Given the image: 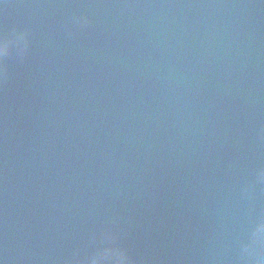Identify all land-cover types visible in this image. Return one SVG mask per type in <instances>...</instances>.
Returning <instances> with one entry per match:
<instances>
[{"label": "water", "instance_id": "obj_1", "mask_svg": "<svg viewBox=\"0 0 264 264\" xmlns=\"http://www.w3.org/2000/svg\"><path fill=\"white\" fill-rule=\"evenodd\" d=\"M13 27L0 260L67 264L112 232L136 264H241L264 215V0H0Z\"/></svg>", "mask_w": 264, "mask_h": 264}, {"label": "clouds", "instance_id": "obj_2", "mask_svg": "<svg viewBox=\"0 0 264 264\" xmlns=\"http://www.w3.org/2000/svg\"><path fill=\"white\" fill-rule=\"evenodd\" d=\"M76 25H87V17L72 18ZM30 42L27 28L0 30V67L13 53H24ZM256 183H264V167L255 174ZM103 232L101 236L103 237ZM110 233L103 247L84 258H73L67 264H136L128 251L117 243V237ZM0 264H4L0 260ZM241 264H264V215H258L250 224L248 237L241 244Z\"/></svg>", "mask_w": 264, "mask_h": 264}]
</instances>
